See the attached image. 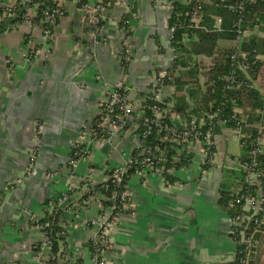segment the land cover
<instances>
[{"label": "crops", "instance_id": "crops-1", "mask_svg": "<svg viewBox=\"0 0 264 264\" xmlns=\"http://www.w3.org/2000/svg\"><path fill=\"white\" fill-rule=\"evenodd\" d=\"M125 2L134 16L129 22L130 59L124 64L115 54L121 48L120 33L107 36L89 60L88 44L82 40L79 17L74 12L56 27L51 58L36 63L29 64L22 56L26 28L0 34V264L24 260V249L30 242L25 230L28 213H37L48 196L66 189L65 177L52 183L45 179V173L64 166L80 126L94 122L104 93L103 83L114 82L125 74L129 85L142 95L156 69L170 65L167 6L161 0ZM120 10L115 6L108 9L103 24L112 22ZM210 18L213 25L221 24L220 16L211 14ZM223 44L232 41L219 43ZM159 47L162 53H157ZM192 60L198 65L187 67L197 66L199 73L200 68L210 64L205 57L195 56ZM120 65L129 66L122 69ZM170 85L173 103L176 88ZM186 89L197 92L191 98L184 91L189 112L199 111L200 87ZM216 133L217 159H239L238 139ZM229 139L238 143L236 153H227ZM33 152L34 168L27 174L25 168ZM105 159V150H97L96 166L102 167ZM223 175V169L213 170L204 180L195 166L192 174H179L181 180L170 186L152 176L149 185L132 179L135 212L115 236L111 264L230 263L236 248L228 234L229 214L218 206ZM17 177H23L21 184L7 189Z\"/></svg>", "mask_w": 264, "mask_h": 264}, {"label": "built area", "instance_id": "built-area-1", "mask_svg": "<svg viewBox=\"0 0 264 264\" xmlns=\"http://www.w3.org/2000/svg\"><path fill=\"white\" fill-rule=\"evenodd\" d=\"M161 1L170 12L172 0ZM253 2L255 0H243L224 7L241 13L244 3ZM21 5L28 6L26 12L19 21L8 25L6 31L18 27L27 29L22 53L25 62L32 64L41 58H51L55 29L71 12L79 17L82 40L88 44L89 60H93L107 36L120 33L121 48L115 54L120 63L129 61L132 48L130 21L126 26L119 25L123 16L131 12L125 0H0V25L10 20L14 10ZM113 6L121 9L119 15L109 24H103L106 12ZM190 21L197 23L196 13L191 15ZM219 26V23L214 24L216 29ZM236 28L234 43L237 50L231 56L232 61L244 58L238 47L245 34L238 23ZM166 29L169 43L174 28L167 25ZM162 52L161 47L157 48V53ZM171 63L172 57L170 65L156 69L142 95L129 85L125 74L114 82L103 83L104 93L94 122L80 126L71 142L66 163L51 170L54 181L66 178V189L48 196L37 213L27 215L25 230L30 242L24 249V260L19 264H111L115 236L135 212L132 179L149 185L152 176L170 186L181 180L179 174H192L195 166L200 168L204 180L209 172L217 169L241 171L244 184L254 188L253 194L237 192L228 203L229 208L239 207L238 213L229 217L228 234L235 244V254L242 255L240 262L247 264L255 233L251 231L250 223L255 222L259 214L264 215V185L256 168V157L264 152V141L257 138L248 165L238 158L219 161L216 132L239 141L240 131L228 126V120L222 117L225 101L220 102L216 110L200 117L190 116L188 120L171 112L170 93L173 90L170 84L161 83L168 76ZM120 66L123 69L129 65ZM236 68L247 69L245 65H236ZM225 81L227 87L235 84L231 73ZM234 112L239 111L234 109ZM99 149L105 150L106 161L102 167L95 164V153ZM115 157L117 160L114 161ZM34 160L30 157L29 172ZM51 177L47 172L45 179L51 182ZM170 178L175 179L174 183ZM21 182L22 179L18 180Z\"/></svg>", "mask_w": 264, "mask_h": 264}, {"label": "trees", "instance_id": "trees-1", "mask_svg": "<svg viewBox=\"0 0 264 264\" xmlns=\"http://www.w3.org/2000/svg\"><path fill=\"white\" fill-rule=\"evenodd\" d=\"M242 1L226 0L222 3L220 0H172L169 5L167 25L174 28L169 41L173 66L167 70L168 76L161 83L175 86L176 96L171 112L184 120H188L190 116L200 117L210 110H216L220 102L225 101V109L221 112L222 117L228 120V126L238 128L240 131L239 160L242 164L248 165L250 152L257 138L264 141V0H255L250 4L244 3V11L241 13L229 11L224 7L226 4L237 5ZM27 8L28 6L25 5L16 8L13 17L0 25V34L8 29V25L19 21ZM1 11L0 9V13ZM132 13L134 12H128L123 16L119 22L120 27L128 24ZM193 13H196L198 20L195 24L190 21ZM211 14L220 16L222 19L218 29L214 28ZM237 23L239 29L245 34L238 47V50L244 54V58L238 57L232 61L231 56L237 50L234 43ZM221 41H232V44L219 45ZM195 56L205 57L210 61L204 69L200 68L201 74L197 66L190 69L187 67L198 65L192 60ZM236 65H245L247 69L238 70ZM180 68L183 70L181 71ZM123 69H125L124 66ZM230 73L234 76L235 84L227 87L225 79ZM199 74L202 86H200ZM187 86H199L201 89L202 95L197 103L199 111L194 110L190 113L187 108L184 91L191 98L197 93L195 90H185ZM234 109L239 112H234ZM256 162L257 171L262 175L261 181L264 185V152L257 155ZM223 171L224 180L219 188L218 206L226 210L231 217L238 213L239 207L237 205L229 208L228 203L236 197L237 192L244 195L253 194L254 188L244 184L243 172L232 169H223ZM130 173L131 170L128 171V174ZM173 180L175 179L170 178V182ZM250 227L253 232H262L253 261L254 264H264L260 259L264 243L263 213L256 217L255 222L250 223ZM240 259L242 255L235 254L228 264H242Z\"/></svg>", "mask_w": 264, "mask_h": 264}, {"label": "rangeland", "instance_id": "rangeland-1", "mask_svg": "<svg viewBox=\"0 0 264 264\" xmlns=\"http://www.w3.org/2000/svg\"><path fill=\"white\" fill-rule=\"evenodd\" d=\"M226 144H227V153L229 154H231V153H236L237 151H238V143L235 141V139H229L227 142H226ZM37 152V151H36ZM31 157H34V158H36V155H31ZM30 160V159H29ZM35 161V160H34ZM29 163V162H28ZM58 167V166H57ZM56 167V168H57ZM27 168H28V164H27V166H26V168H25V173H30L31 174V172H29L28 170H27ZM33 168H34V166H33ZM51 170H49L48 171V173H50V175L52 176L51 177V179L50 180H52L51 182L53 183V181H54V178H55V176L53 175V172L51 171ZM47 173V172H46ZM46 173H45V175H46ZM23 176V175H22ZM45 177V176H44ZM23 177H17L16 179H14L13 181H11L10 183V185L8 186L7 185V189H10L9 187L12 185V183H14L15 185H13L14 187H12V189H14L15 188V186H19L21 183H18V180H21ZM12 189H10V190H12ZM260 259H261V261H263L264 262V243L262 244V252H261V255H260Z\"/></svg>", "mask_w": 264, "mask_h": 264}, {"label": "water", "instance_id": "water-1", "mask_svg": "<svg viewBox=\"0 0 264 264\" xmlns=\"http://www.w3.org/2000/svg\"><path fill=\"white\" fill-rule=\"evenodd\" d=\"M261 233L260 231H257L254 233L253 237H252V241H251V244H252V247H251V250H250V253H249V256H250V259L248 260L247 264H254V257H255V254H256V246H257V243H258V240L261 236Z\"/></svg>", "mask_w": 264, "mask_h": 264}]
</instances>
